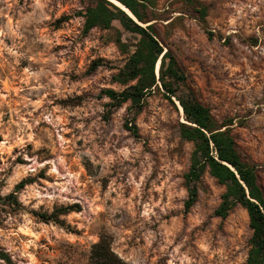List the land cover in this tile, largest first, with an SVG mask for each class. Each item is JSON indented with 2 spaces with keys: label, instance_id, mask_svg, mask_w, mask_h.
Instances as JSON below:
<instances>
[{
  "label": "rangeland",
  "instance_id": "374dc122",
  "mask_svg": "<svg viewBox=\"0 0 264 264\" xmlns=\"http://www.w3.org/2000/svg\"><path fill=\"white\" fill-rule=\"evenodd\" d=\"M199 1L205 22L189 2L154 0L149 23L186 75L178 93L232 122L264 190V0ZM84 11L82 0H0V251L11 261L0 264H90L103 233L133 264H245L248 212L215 214L226 186L208 167L185 210L195 144L181 135L179 101L159 85L140 109L112 107L103 91L125 88L114 77L134 50L115 39L138 37L118 21L85 33ZM75 203L66 225L34 213Z\"/></svg>",
  "mask_w": 264,
  "mask_h": 264
},
{
  "label": "trees",
  "instance_id": "16d2710c",
  "mask_svg": "<svg viewBox=\"0 0 264 264\" xmlns=\"http://www.w3.org/2000/svg\"><path fill=\"white\" fill-rule=\"evenodd\" d=\"M85 11L82 13L84 32L99 27L111 29L118 21L124 31L135 34L138 38L133 44L122 39L118 31L116 42L122 51L128 52L131 46L134 50L129 54L124 66L115 75V80L125 85L121 91L113 88L104 89V94L111 99L114 108L131 101L132 106L141 108L145 98L155 87L165 91L171 101L176 97L183 108L185 122L180 123L181 135L195 144L192 163L185 175L188 188V198L185 210L189 211L198 199V182L206 168L212 176L226 186L222 201L215 214L223 218L240 204L249 215V225L253 231L250 238L251 248L245 264H264V190L258 181L257 166L245 161L237 150L235 139L231 133V121H219L213 115L210 107L201 103L191 94L180 95L178 87L184 84L186 75L178 66L171 50H165L156 34L154 23H149L148 8L155 4L154 0H117L125 5L135 16L128 14L113 0H82ZM194 5L197 16L203 22L208 15V7L199 0H184ZM62 17L63 19H68ZM155 19V18H153ZM146 23H149L145 25ZM160 67L157 70L158 62ZM103 64V59H96L91 69ZM126 127L138 134L136 125ZM29 179L21 180L15 190L5 197L8 203L16 202L15 191L30 183ZM78 203L60 206L52 212L34 211L45 222L54 221L66 225L63 215L72 211H80ZM0 257L9 262L7 253L0 251ZM90 264H133L122 258L112 246V237L103 233L100 239L93 243L89 256Z\"/></svg>",
  "mask_w": 264,
  "mask_h": 264
},
{
  "label": "bare ground",
  "instance_id": "6f19581e",
  "mask_svg": "<svg viewBox=\"0 0 264 264\" xmlns=\"http://www.w3.org/2000/svg\"><path fill=\"white\" fill-rule=\"evenodd\" d=\"M116 4H118L120 7H122L128 14H130L131 16H133L135 18V16L133 15V13L125 6L123 5L121 2L117 1V0H113ZM160 67V61L158 62V65H157V70L159 69ZM181 106V105H180ZM181 109L183 111V108L181 106Z\"/></svg>",
  "mask_w": 264,
  "mask_h": 264
},
{
  "label": "water",
  "instance_id": "95a60500",
  "mask_svg": "<svg viewBox=\"0 0 264 264\" xmlns=\"http://www.w3.org/2000/svg\"><path fill=\"white\" fill-rule=\"evenodd\" d=\"M115 3V2H114Z\"/></svg>",
  "mask_w": 264,
  "mask_h": 264
}]
</instances>
